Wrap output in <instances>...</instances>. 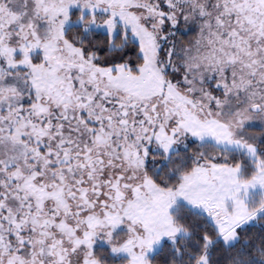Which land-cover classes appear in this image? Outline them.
Returning <instances> with one entry per match:
<instances>
[{"label": "snow or ice", "instance_id": "1", "mask_svg": "<svg viewBox=\"0 0 264 264\" xmlns=\"http://www.w3.org/2000/svg\"><path fill=\"white\" fill-rule=\"evenodd\" d=\"M0 264H264V0H0Z\"/></svg>", "mask_w": 264, "mask_h": 264}]
</instances>
